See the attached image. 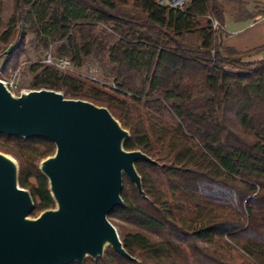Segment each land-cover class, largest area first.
Returning <instances> with one entry per match:
<instances>
[{
    "label": "trees",
    "instance_id": "obj_1",
    "mask_svg": "<svg viewBox=\"0 0 264 264\" xmlns=\"http://www.w3.org/2000/svg\"><path fill=\"white\" fill-rule=\"evenodd\" d=\"M225 22L221 0H0L1 76L26 63L31 90L107 108L130 134L124 149L153 161L135 165L144 195L124 177L108 216L132 259L109 247L83 264H264V57L246 60L264 45H223ZM50 47L78 69L97 62L106 85L44 63ZM55 151L0 134L33 218L56 208L39 169Z\"/></svg>",
    "mask_w": 264,
    "mask_h": 264
},
{
    "label": "water",
    "instance_id": "obj_2",
    "mask_svg": "<svg viewBox=\"0 0 264 264\" xmlns=\"http://www.w3.org/2000/svg\"><path fill=\"white\" fill-rule=\"evenodd\" d=\"M0 134L56 147L39 165L56 208L36 218L16 160L0 152V264H83L109 247L132 259L108 216L124 205V177L144 195L135 165L153 161L124 149L130 134L107 108L51 90L16 96L0 80Z\"/></svg>",
    "mask_w": 264,
    "mask_h": 264
},
{
    "label": "rangeland",
    "instance_id": "obj_3",
    "mask_svg": "<svg viewBox=\"0 0 264 264\" xmlns=\"http://www.w3.org/2000/svg\"><path fill=\"white\" fill-rule=\"evenodd\" d=\"M221 2L225 8L226 20L223 35L220 38L223 45L232 47L238 51L264 45V0H221ZM167 3V1H163L164 5H168ZM174 7L181 6L176 3ZM36 54L34 48L29 47V59L35 60ZM40 54L42 58H44L46 52L40 51ZM263 57L264 53L246 60L251 61ZM25 60L26 57H23L22 62ZM2 62L3 58L0 56V68ZM26 66V63H23L21 68L12 72L8 78H4L0 74L1 81L13 83V89H11V91L16 96H19L23 91H34L29 87L31 76L25 73ZM87 67H91L95 76L102 80L104 72L97 62H89ZM82 72H86L85 69H83ZM111 221L115 224V226H113L116 228L120 237V226L123 225V223L115 219H111Z\"/></svg>",
    "mask_w": 264,
    "mask_h": 264
},
{
    "label": "built area",
    "instance_id": "obj_4",
    "mask_svg": "<svg viewBox=\"0 0 264 264\" xmlns=\"http://www.w3.org/2000/svg\"><path fill=\"white\" fill-rule=\"evenodd\" d=\"M163 1L164 0H161L160 4H163ZM165 1L168 2V0H165ZM184 1L185 0H177L176 3L179 4L180 6H183ZM167 4L169 7H173L169 2ZM219 29L220 28H219L218 23L216 21H214V30L217 31ZM44 63L55 68L56 70H58L62 73L75 75V76L81 77L83 79L91 80L93 82H98L102 85H106V83L103 80H101L95 76L94 71L91 67H86L87 69L84 68L86 72H82L83 69L76 68L69 59L56 57L53 54L52 47H50V49L46 53V55L44 57ZM3 82L5 83V85L7 86V88L10 91H11V89H13V83L6 82V81H3ZM107 85L109 87H111L112 89H116V85L113 81L107 83Z\"/></svg>",
    "mask_w": 264,
    "mask_h": 264
},
{
    "label": "crops",
    "instance_id": "obj_5",
    "mask_svg": "<svg viewBox=\"0 0 264 264\" xmlns=\"http://www.w3.org/2000/svg\"><path fill=\"white\" fill-rule=\"evenodd\" d=\"M226 25V24H225ZM260 46H262V45H260ZM256 48V47H255ZM252 49H254V48H252ZM248 50H251V49H248ZM248 50H244V51H240V52H245V51H248Z\"/></svg>",
    "mask_w": 264,
    "mask_h": 264
},
{
    "label": "bare ground",
    "instance_id": "obj_6",
    "mask_svg": "<svg viewBox=\"0 0 264 264\" xmlns=\"http://www.w3.org/2000/svg\"><path fill=\"white\" fill-rule=\"evenodd\" d=\"M175 1H177V0H175Z\"/></svg>",
    "mask_w": 264,
    "mask_h": 264
}]
</instances>
